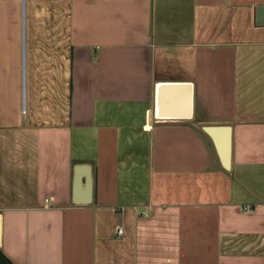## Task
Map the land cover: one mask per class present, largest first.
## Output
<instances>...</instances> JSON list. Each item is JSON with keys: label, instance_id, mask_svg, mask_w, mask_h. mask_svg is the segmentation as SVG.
I'll return each instance as SVG.
<instances>
[{"label": "crops", "instance_id": "crops-1", "mask_svg": "<svg viewBox=\"0 0 264 264\" xmlns=\"http://www.w3.org/2000/svg\"><path fill=\"white\" fill-rule=\"evenodd\" d=\"M258 8L0 0V249L12 264H264ZM203 126L230 127L228 170ZM81 163L88 205L72 204Z\"/></svg>", "mask_w": 264, "mask_h": 264}, {"label": "water", "instance_id": "water-1", "mask_svg": "<svg viewBox=\"0 0 264 264\" xmlns=\"http://www.w3.org/2000/svg\"><path fill=\"white\" fill-rule=\"evenodd\" d=\"M258 23H264L261 15L264 8L257 10ZM201 132L207 135L217 152L220 165L224 170L229 169L230 159V127L229 126H203ZM92 166L90 164H75L73 167L72 204L88 205L92 201Z\"/></svg>", "mask_w": 264, "mask_h": 264}, {"label": "built area", "instance_id": "built-area-1", "mask_svg": "<svg viewBox=\"0 0 264 264\" xmlns=\"http://www.w3.org/2000/svg\"><path fill=\"white\" fill-rule=\"evenodd\" d=\"M19 1L23 2V0H19ZM22 113H24V108L23 107H22ZM47 201L48 200H45V202H47ZM142 214L145 215V216H148V212H146L145 210L142 211ZM115 231H116V235H118V236L122 235V233H123V230H122V228L120 226H116L115 227Z\"/></svg>", "mask_w": 264, "mask_h": 264}, {"label": "trees", "instance_id": "trees-1", "mask_svg": "<svg viewBox=\"0 0 264 264\" xmlns=\"http://www.w3.org/2000/svg\"><path fill=\"white\" fill-rule=\"evenodd\" d=\"M0 264H12L2 253V250L0 249Z\"/></svg>", "mask_w": 264, "mask_h": 264}]
</instances>
